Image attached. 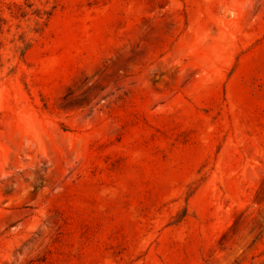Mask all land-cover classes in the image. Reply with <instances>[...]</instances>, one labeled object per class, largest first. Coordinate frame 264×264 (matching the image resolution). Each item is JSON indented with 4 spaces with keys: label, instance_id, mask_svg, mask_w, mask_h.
<instances>
[{
    "label": "rangeland",
    "instance_id": "obj_1",
    "mask_svg": "<svg viewBox=\"0 0 264 264\" xmlns=\"http://www.w3.org/2000/svg\"><path fill=\"white\" fill-rule=\"evenodd\" d=\"M0 264H264V0H0Z\"/></svg>",
    "mask_w": 264,
    "mask_h": 264
}]
</instances>
